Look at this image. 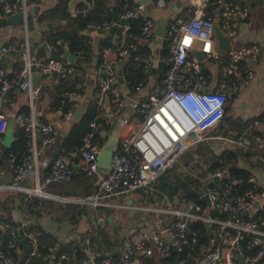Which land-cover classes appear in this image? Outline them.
I'll return each mask as SVG.
<instances>
[{
  "label": "built area",
  "instance_id": "2783aa9c",
  "mask_svg": "<svg viewBox=\"0 0 264 264\" xmlns=\"http://www.w3.org/2000/svg\"><path fill=\"white\" fill-rule=\"evenodd\" d=\"M31 1L45 0H0V31L9 16L18 12L26 16ZM188 2L193 14L186 16L175 13L168 20L165 36L169 42L168 55L156 54L154 51L141 53L136 43L127 42L126 34L130 20L142 16L145 18L143 36H155L156 21L149 14L151 6L168 8L175 0H150L148 4L139 2L120 15L121 22L111 20L88 25L99 31L110 29L115 24L121 28L117 56L109 57L110 51L114 50L112 46L104 48L102 52L94 99L98 116L111 122L122 114L130 97L134 98L135 113L142 115L140 122L118 140L111 158V168L106 173L98 164L104 145L94 141L95 135L102 131V123L96 120L91 123L92 131L85 138L84 146L58 156L49 172L44 173L43 168L49 165V159H41L42 152L57 139L59 131L54 122L46 120L41 98L43 86L34 83L33 76L36 72L46 73L57 84L68 76H83V71L67 58L34 50L28 41L0 44L1 55L13 54L22 63L21 69L14 75L9 74L0 63V153L12 172L10 184L0 185V188L24 193V200L30 204L37 195L60 197L44 192L43 188L70 181L76 171V157L81 161L87 176L100 175L94 191L77 199H67L84 209L82 217L91 221L88 233L82 236L87 254L81 260L71 261L68 253L63 252L56 264H151L155 256L159 257L161 264H176L175 260L187 250L190 251L188 258L195 259V264H260L264 259V187L253 176L250 177L252 184L246 186L243 177L232 175L234 162L231 160L221 159L211 169L205 167L197 156L190 163L181 162L193 146L212 138L243 144L241 139L231 134L209 136L208 133L220 126L227 106L255 75L254 61L260 52L259 43L255 41L239 46L233 43V36H237L236 23L249 15L250 5L246 1L232 0ZM90 9V6H86L77 12L86 14ZM216 22L220 23L223 32L232 40V46L225 54L220 53L216 46ZM58 44L66 43L60 39ZM49 46L51 52L58 51L57 46ZM194 50L204 52L205 59L199 60L192 53ZM85 54L86 51L82 50L78 56L84 59ZM131 55L148 74L154 68L158 69L161 63L168 65L161 85L143 101L137 95L145 85L143 82L130 95L125 93L119 83V66ZM206 60L223 63L215 85L210 84L211 75L205 72L203 62ZM85 79L80 84L85 85ZM23 92L28 94V113L17 111V98ZM78 94L76 91L68 92L72 105L65 112L60 107L61 121L76 119L74 111L79 106ZM11 117L15 119L16 125L26 128L30 137L29 152L21 159H16L14 153L5 157L3 151V138ZM246 133L264 161V123L255 119L248 125ZM178 164H181L179 171L182 175L196 180L192 187L196 188L199 184L202 196L208 194L211 201L210 206L207 204L209 209L226 212L227 218L203 211L202 204L195 199L179 194L171 196L164 191L155 195L154 200L143 203L133 200L129 204L128 199L120 200L123 194H132L139 189L148 188L154 192L157 190L154 182L167 169ZM216 177L219 179L218 184L215 183ZM37 189L45 194L38 193ZM256 201L260 202L259 207L255 205ZM116 208L134 209L151 222L150 235L125 239L118 258L112 251L101 255L92 248V234L98 232L103 224V217L97 211ZM198 221H203L213 231V243L199 244V231L192 226ZM29 226L28 219L22 221L20 227L11 222L5 224V234L0 233V264H16L12 251L21 252L24 249L21 239L27 240L30 250L23 264H29L32 256L40 255L38 235ZM21 229L23 233L20 234ZM193 250L196 252L195 257H191Z\"/></svg>",
  "mask_w": 264,
  "mask_h": 264
},
{
  "label": "crops",
  "instance_id": "0c3cea01",
  "mask_svg": "<svg viewBox=\"0 0 264 264\" xmlns=\"http://www.w3.org/2000/svg\"><path fill=\"white\" fill-rule=\"evenodd\" d=\"M177 1H180L181 5L178 11L175 12L176 14H183L186 16H190L191 14H193L192 8L188 0H175V3ZM232 1H246L250 5L249 15L245 19H241L236 23L237 42H233L234 45H248L256 41L257 43H259L260 52L257 59L254 61V77L249 80L245 84V86L240 90V92L237 93L232 99V101L230 102V108L229 110H227L223 122L220 124L219 127L215 129L216 134L213 136H229L231 134L234 135L238 140L241 139L243 141V144H233L229 143L227 140L212 138L210 140L201 142L200 148L205 149L206 145H210L214 148L220 149L232 148L241 152L249 151L251 153V156H249L248 158L245 157L244 159L240 160L239 164L243 167H249L246 161L247 159L251 161V163L253 164L251 167L252 176L257 181V183L264 187V161L259 157V154L253 148L252 140L246 133L248 125L255 120V117L257 115L264 112V0ZM115 2L116 0H109V5L113 6ZM135 2L139 3V0H135ZM82 3H87L91 5V3H89L87 0H45L43 2L31 1L28 9L30 11V15L28 16V18H25L24 20H19L17 21V23L10 22L8 18L4 20L2 29L0 31V44L28 41L34 50L40 53L51 54L49 46L50 44L47 41L48 30L54 27H58L65 23V20H61L59 17L64 8H66V10H68L71 14L75 15L77 13V10L79 9V5ZM55 6H58L60 8L58 9V13L50 14L49 12L48 17H46V19H40V15L42 12L46 10L49 11V9L54 8ZM158 9L165 8L151 6L149 14L151 15L153 13H156ZM152 17L155 19L154 15ZM120 31V27L115 33H113L111 29H109V31L106 30L102 32L97 29L91 30L90 32L87 31V33H89L91 37V56L90 60L83 62L84 67L82 68V71L86 78V87L84 94H78L77 96L79 100V105L84 104L87 108L89 103L91 101H94L95 99L98 83L97 77L101 71L102 60L100 58L102 57V52L104 50V48L101 47V39L103 37H106L108 34H111L113 36V43L115 44V46L114 50L110 51L109 57L114 58L117 56L116 47L120 45L117 44L120 39ZM164 40L165 37L159 36L157 34L151 38L141 36L138 38V43L136 44L142 47L147 46L151 49V51H154L156 54H160L163 48ZM10 56L13 58V60L9 63L4 62L2 64L6 71L9 74L13 75L16 72V66H22V63L15 55L12 54ZM125 63V61L122 62L119 68H122ZM222 64L223 63H221V61H216V64L214 65H204L205 68L210 71L211 78L209 82L211 85H215L218 82L219 72ZM160 75L161 73L159 72V68L157 74H149L146 84L142 88L140 94H137L141 97L142 101L147 97L149 93L154 92L161 85L162 81L159 82L158 80V77ZM34 79H37L36 83L42 86H48L50 88H53L55 85L51 77L46 73L36 72L33 76V80ZM120 84L127 95L132 94L130 93L126 81ZM41 95L42 106L45 100H48L49 103L48 96H44V94ZM17 101L18 107L23 105L25 102L28 103V94L26 92L19 94ZM48 105L50 108V103ZM45 113L46 119L56 124L59 134L63 135L68 131L69 125L72 121H61L59 111H53L50 109L49 112ZM54 115L56 116L55 120H53ZM125 119H128V122H125ZM141 119L142 115H140L139 113H135L134 98L130 97V99L128 100V105L124 109L122 114L111 120L112 130L108 132L106 129H102L101 135H107L108 140L109 136L116 132L120 139L121 137H125L130 132V130L134 126H136L138 122H140ZM3 151H5V146L3 147ZM41 159H49V156L44 155V153H42ZM201 160L203 161V159ZM77 164L79 165V168L77 171H75V173H77L78 175L84 173L81 161H78ZM204 166L207 167L205 164ZM44 169L45 168H43V171ZM91 180H96L97 186V183L100 180V175H93L91 177ZM11 181L12 172L9 170L8 164L4 161L0 153V185H8ZM48 186H51V188L48 189V193L52 195H65L66 193L65 190L61 188L60 183H54L45 187ZM61 192L63 194H60ZM4 193H6L4 197H1V194L3 195ZM42 201L44 202V210L41 216L38 218H31V211L29 209L30 203H27V201L22 200L21 196H19L18 193H14L9 189L0 188V215L5 217L7 215V211L9 210L11 215V221L22 222L28 219L30 222L33 221L35 223H40L45 229V231L50 233L54 237L53 240L56 241L54 249H57L61 243H71L72 245H76V243H79L82 245V250L85 251V253L87 254V251L84 249L82 244V236L86 235V233H88L89 231L91 222L90 219L81 216V219L77 220V222H73L72 220H74V218L76 217L75 214H73L72 216L70 215L68 218H61L57 211H53L48 207L51 205L49 200L44 201L40 198H35V200L31 202V204L36 205L35 209H40ZM111 210L112 209L97 211V214L103 217L102 227H104L107 232L108 230H110V228L108 227L109 224L111 225V227L114 225L120 228L123 227L122 211L124 209L117 208V210ZM128 210L129 211L127 216L128 219L132 221V228H130V230L129 228L122 229L121 231H119V235L123 237L124 241L127 238L149 236L151 231V222L148 221V219L143 218V214H141L140 212H132V209ZM110 214L113 215L112 223H109L108 221V216ZM135 214H139V217L133 220L132 217ZM6 223V220L0 217V230L3 234H5L6 231ZM101 235L104 234L101 233ZM105 235H109V232ZM99 239L100 238H98L96 242H93V251L103 255L113 250L111 248L103 250L99 245ZM121 246H115L114 248H118L120 250ZM23 251L24 249H22L20 253H24ZM151 264H161V260L159 259V257L155 256L151 259ZM260 264H264V259Z\"/></svg>",
  "mask_w": 264,
  "mask_h": 264
},
{
  "label": "trees",
  "instance_id": "16d2710c",
  "mask_svg": "<svg viewBox=\"0 0 264 264\" xmlns=\"http://www.w3.org/2000/svg\"><path fill=\"white\" fill-rule=\"evenodd\" d=\"M137 2L135 0H116L113 6L109 5V0H93V3L87 4L82 3L79 5V8H84L86 6H90V11L86 14L77 12L75 15L71 14L66 8L60 14V19L65 20V23L54 27L48 30L47 41L49 44L57 46L58 51H52L51 54L54 57L64 58L65 50H69L73 55L77 56V60L73 63V65L79 69H82L83 62L90 60L91 56V37L89 33H85L86 31L90 32L95 28H89L88 25L90 23L100 24L104 21L114 20L116 22H121L120 15L127 10L131 9L135 6ZM213 7H211L212 9ZM58 6L51 8L41 13L40 19L44 20L48 17V14L58 13ZM145 22L144 17H138L130 20V28L127 30L126 39L128 43H138V38L143 36L142 28ZM109 31V29L101 30ZM62 39L66 44H58V40ZM113 36L108 34L106 37L101 39V47H114ZM120 39L117 44H120ZM139 52L147 53L151 51V49L147 46L142 47L138 46ZM85 50V58L82 59L79 57L80 51ZM162 55H168L169 53V42L165 39L163 48L161 51ZM102 60V57L100 58ZM100 60V61H101ZM125 64L122 66L123 75L125 77V81L129 87L130 93L135 91L136 86L143 82L146 84L149 74L146 73L141 66H137L134 61L133 55L125 59ZM16 72L21 69V66H16ZM167 69L166 63H161L159 66V72L161 75L158 77L159 82L162 81L164 73ZM15 72V73H16ZM205 72L210 73L209 70L205 68ZM14 75V74H13ZM83 76H68L67 78L62 79L59 83L55 84L53 88L48 86H43L42 94L44 96H48L50 109L53 111H59L62 106L63 111H67L72 105V100L69 99L68 92L76 91L79 94H84L85 85L80 84L83 82ZM98 87V83H97ZM42 96V95H41ZM230 104L227 106V110H229ZM30 107L27 102L18 107V112L28 113ZM99 111L95 101H91L86 108L84 115L81 119H74L69 125L68 131L61 135L58 134L57 139L48 145L42 153L44 155L49 156V165L44 169V173H48L50 170V166L53 161L60 155L66 154L72 150H79L84 146L85 138L92 131L91 123L93 121H98L102 123V129H106L108 132L112 130L111 122H106L102 118L98 116ZM255 119L261 120L264 123V112L260 113L255 117ZM47 120V119H46ZM15 140L13 142L12 147H5V157H7L10 153H14L16 159H21L24 155L29 152L30 147V137L28 131L25 127L17 125L15 129ZM94 141L98 142L100 145H104L107 141V135L102 136L101 132L95 135ZM195 151L201 159H203V163L209 168H215L220 160L228 161L231 160L234 162V165L231 167V174L234 176L243 177L245 180V185H251L250 177L252 176V163L247 159V163L249 167L240 166L239 161L244 159L245 157L251 156L249 151H237L232 148H214L210 145H206L205 149L200 148V143L193 146L186 155ZM75 162L79 161V158L76 157ZM203 173V172H202ZM92 176H87L85 173L77 174L75 173L73 178L67 182H60L61 188L65 190V192L69 191V195H76V191L72 189L73 186H81L84 185L87 192H89V186L91 185L89 182L91 181ZM196 180L191 176H184L180 173L179 170L174 168L167 169L155 182L154 187L157 189L154 192H151L148 188L139 189L138 191L144 194V197L138 199L137 203H143L147 201H152L155 198V195H159L160 192L168 193L169 195L180 194L181 196H185L188 198L195 199L200 202L203 206V211H208L212 213L214 216L227 218L228 214L226 212H221L220 210H211L207 206V203L204 199H202V187L197 184L196 188H193L192 185ZM196 183V182H195ZM68 184V185H66ZM96 188V185H95ZM94 188V189H95ZM19 196H21L22 200L25 198V194L22 192H18ZM60 194H63L62 192ZM66 195V194H65ZM45 201V200H44ZM35 204H29V209L31 211V218H38L41 216L44 210V202L42 201V205L40 209H35ZM70 210V215H76V219L72 220L73 222H77L78 218L82 216L84 209H80V206L77 203H72L68 206ZM112 209L111 211H113ZM259 211L258 213H260ZM244 217H247L245 213H243ZM6 222H11L16 227H20L22 222L11 221L10 211H7V215L4 217L0 215ZM139 217V214H135L132 219L135 220ZM115 226L116 238H109L106 241V244L109 248L113 249L112 253L115 257L120 256V250L118 248H114L115 246L119 247L123 244L124 239L121 235H119V231L124 229ZM192 226L195 227L199 231V244H210L215 241V234L213 231L206 226L203 221H198L192 223ZM30 230L36 232L39 238V254L32 256L29 264H56L57 258L63 252L68 253L71 261L81 260L86 256L85 251L82 250V245L76 243V245H72L71 243H61L57 249H54V245L56 241H54V237L45 231L40 223H35L33 221L30 222L29 226ZM1 233V230H0ZM20 234L23 233L21 229ZM102 234H108L106 229L102 227L97 233L92 234V243L96 242V240ZM83 244V239H82ZM84 246V245H83ZM198 247V246H197ZM196 247V248H197ZM30 250L28 249L25 253H20L16 251H12V255L15 258L16 264H23L26 258L29 256ZM54 254V255H53ZM48 256V257H47ZM53 256V257H52ZM190 256V251H185L179 255V259L175 260L176 264H195L188 263ZM196 252L191 251V257H195Z\"/></svg>",
  "mask_w": 264,
  "mask_h": 264
},
{
  "label": "water",
  "instance_id": "95a60500",
  "mask_svg": "<svg viewBox=\"0 0 264 264\" xmlns=\"http://www.w3.org/2000/svg\"><path fill=\"white\" fill-rule=\"evenodd\" d=\"M89 3H93V0H87ZM139 2L141 3H145L148 4L150 2V0H139ZM181 5L180 1H177L175 4H173L171 7L165 8V9H158L156 11V13L151 14L152 16H155L156 19V28H155V32L157 35L165 37L166 33H167V25H168V20L171 17L172 14H174L175 12L178 11L179 7ZM30 15V11L28 10L27 15L25 16V14L23 12H18L16 14H13L11 16L8 17V20L12 23H17V21L19 20H24L25 18H28V16ZM147 15V14H145ZM119 28L118 24L113 25L110 29L113 33H115L117 31V29ZM214 31H215V36H216V46L217 49L220 53L225 54L227 53V51L231 48L232 46V40L231 37L227 34H225L221 28V25L219 22H216L214 25ZM87 33V31L85 32ZM119 38V37H118ZM46 44V43H45ZM195 56H197L199 58V60L203 61L205 59V54L204 52L200 51V50H194L192 52ZM65 56L68 58V60L71 63H74L77 60V57L75 55H73L69 50H65ZM13 60V58L9 55V54H2L0 57V63H9ZM153 74H157L158 73V69L154 68L152 70ZM37 79H34V83H36ZM119 81L120 83H124L125 82V77L123 75V71L122 68H119ZM194 82L192 83V86H194ZM48 100H45L43 102V110L44 112H49L50 108L48 105ZM86 110V107L84 104H80L74 111V116L76 119H81L84 115V112ZM56 116H53V120H55ZM16 122L14 118H10L9 120V125L7 127V130L5 132L4 138H3V143L5 145V147H12L13 142L15 140V129H16ZM106 133V132H105ZM118 140L119 137L116 134V132L114 134H111L109 136V139L107 140L106 144L104 145V147L102 148L100 155H99V160H98V164L101 167V169L105 172H108V170L111 168V158L113 155L114 150L116 149V146L118 144ZM75 170L77 171L79 168L78 164L74 165ZM219 179L218 177L215 178V183L218 184ZM63 198V197H62ZM202 198L207 202V204L210 206L211 205V201L209 199L208 194H204L202 196ZM66 199V198H63ZM127 202L129 204L133 203V199H128ZM255 205L257 207L260 206V202L256 201ZM132 212H135L134 209H132ZM248 213V212H246ZM108 221L109 223L113 222V215L110 214L108 216ZM120 226V224H119ZM21 244L24 247V253L29 249L28 243L26 239H21ZM239 260L241 262H243V259L241 257H239ZM188 263H195V259L190 258Z\"/></svg>",
  "mask_w": 264,
  "mask_h": 264
},
{
  "label": "rangeland",
  "instance_id": "374dc122",
  "mask_svg": "<svg viewBox=\"0 0 264 264\" xmlns=\"http://www.w3.org/2000/svg\"><path fill=\"white\" fill-rule=\"evenodd\" d=\"M233 42L234 43L237 42V36H235V37L233 36ZM203 64L205 66H210V65L216 64V61H214V60H206V61L203 62ZM208 134H209V136H213V135L216 134V132H215V130H212ZM194 156H197V157L200 158V156L195 151H193L192 153L188 154V156L187 155H184L181 162L182 163H188V162L190 163V161L192 162ZM180 167H181V164H178L176 166V169L177 170H180ZM96 182H97L96 180H94V181L91 180L89 182L91 184L89 186V190H90L89 192H92L94 190L95 185H96ZM66 185H68V184H66ZM49 188H51V186L44 187L43 188V191L44 192H49L48 191ZM72 189L74 191H76V195H73V194L69 195V191H67L65 193L66 195H58V194H56L57 196H60V197H51V196H45V195H41V196L40 195H37V196L34 195V196L36 198H40L42 200H49L50 203H51V205L48 206V207L51 210L57 211V213L59 214V216L61 218H66V217L68 218L70 216V210L68 209V206L70 204L74 203V202H71L70 200L68 201L67 199H77L78 197H82V196L86 195L87 193H89V192L86 191L84 185H81V186H78V187L77 186L76 187L73 186ZM5 194L6 193H4L3 195L1 194V197H4ZM62 197L63 198H66V199H63ZM141 197H144V194L142 192H140V191H135L132 194H130V193L123 194L121 196L120 200L121 201H126L127 199L131 198V199H134L136 201V200H138V198L140 199ZM115 210H117V208ZM128 211H129L128 209H124L122 211V215H123L122 221H123V226L126 229L129 228V230H130V228H132L131 227L132 226V221L130 219H128V216H127ZM114 213H115V211H114ZM76 218L77 217H75L74 219H76ZM79 219H81V218H78V220ZM108 227L110 228V230H108L109 235H100V237H99L100 238L99 239V245H100V247L103 250L109 248L108 245L106 244V241L110 237L112 239L113 238H116V233H114L115 232L114 231L115 230V226H112L111 227V225L109 224Z\"/></svg>",
  "mask_w": 264,
  "mask_h": 264
},
{
  "label": "bare ground",
  "instance_id": "6f19581e",
  "mask_svg": "<svg viewBox=\"0 0 264 264\" xmlns=\"http://www.w3.org/2000/svg\"><path fill=\"white\" fill-rule=\"evenodd\" d=\"M37 192L38 193H41V194H45L42 190H40V189H37Z\"/></svg>",
  "mask_w": 264,
  "mask_h": 264
}]
</instances>
